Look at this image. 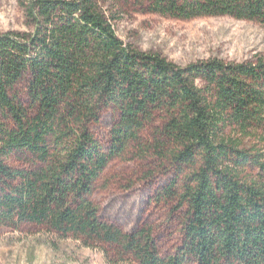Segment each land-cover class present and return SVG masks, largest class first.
<instances>
[{
    "label": "trees",
    "instance_id": "16d2710c",
    "mask_svg": "<svg viewBox=\"0 0 264 264\" xmlns=\"http://www.w3.org/2000/svg\"><path fill=\"white\" fill-rule=\"evenodd\" d=\"M30 0L32 33L0 34V227H46L61 240L134 264H264V59H209L179 67L120 40L100 3ZM178 20L230 17L264 26V0H142ZM119 112L105 151L90 132ZM151 129L153 145L142 135ZM130 144L191 170L177 197L186 215L176 253L152 230L103 222L93 185ZM34 159L13 170L5 158ZM256 173V174H254Z\"/></svg>",
    "mask_w": 264,
    "mask_h": 264
},
{
    "label": "rangeland",
    "instance_id": "374dc122",
    "mask_svg": "<svg viewBox=\"0 0 264 264\" xmlns=\"http://www.w3.org/2000/svg\"><path fill=\"white\" fill-rule=\"evenodd\" d=\"M29 1L0 0V34L33 32L22 5ZM100 6L125 44L141 52L159 54L179 67L209 59L238 64L264 59V26L255 22L226 16L178 20L148 13L142 0L102 2ZM118 117V110L108 107L98 122L90 125L91 134L105 151L110 147ZM150 132L151 129L142 135L144 147L153 145ZM243 147L264 153V142L258 139L245 140ZM4 161L13 170H26L35 164L24 152H13ZM190 172L158 157L152 149L143 152L140 145L130 144L109 162L93 185L92 200L100 220L126 233L150 228L162 255L176 253L183 240L186 212L179 199L168 197L166 190L174 183L172 192L180 193ZM116 260L112 251L106 254L100 248L61 240L46 227H0V264H134Z\"/></svg>",
    "mask_w": 264,
    "mask_h": 264
}]
</instances>
